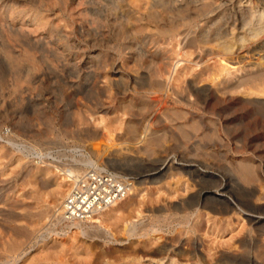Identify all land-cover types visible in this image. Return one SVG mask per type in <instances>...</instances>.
Instances as JSON below:
<instances>
[{"label":"rangeland","instance_id":"1","mask_svg":"<svg viewBox=\"0 0 264 264\" xmlns=\"http://www.w3.org/2000/svg\"><path fill=\"white\" fill-rule=\"evenodd\" d=\"M147 2L0 0V264H137L134 257L163 258L161 244L169 251L180 249L184 255L171 251L166 256L173 254L181 263L190 255L192 264H264V225L254 230L244 214L241 221L233 211H211L222 210L213 195L223 194L228 200L235 197L254 216H264V109L247 105L246 118L230 121L237 127L249 117L257 122L249 131L251 138L234 145L215 141L199 146L167 139L153 146L156 153L149 155L143 153L144 142L132 139V129L152 118L149 114L144 120L147 109L136 94L135 82L154 67L139 55L141 48L154 51L158 44L156 63L163 58L169 71H186L188 76L202 66L196 69L179 61L193 57L183 52L176 57L181 47L162 44L159 31L145 20L125 22L127 9L139 17ZM209 64L227 78L228 71L218 62ZM230 111L225 113L233 118ZM6 127L9 136L1 133ZM210 128L209 133L223 130ZM107 129L110 143L87 134ZM18 142L50 152V158L35 159L19 149ZM105 145L110 147L107 154L119 150L125 156L118 158L116 167L101 157V166L130 176L135 194L96 217L102 227L86 223L87 234L61 230L53 214L68 183L59 170L77 165L78 172L83 168L74 161L82 158L98 162L93 149ZM192 160L215 179L207 176L197 184L199 178L180 170ZM245 160L254 168L253 189L241 182L237 191L233 187L230 195L222 193V184L240 178L238 166ZM198 193H209L208 207L199 206L200 219L184 221L189 210L181 206ZM118 209L119 220L108 221ZM132 222L140 226L134 236L126 231ZM245 229H251L248 237H255L254 244L239 242L247 235Z\"/></svg>","mask_w":264,"mask_h":264},{"label":"bare ground","instance_id":"2","mask_svg":"<svg viewBox=\"0 0 264 264\" xmlns=\"http://www.w3.org/2000/svg\"><path fill=\"white\" fill-rule=\"evenodd\" d=\"M146 1H148L146 4L147 8H143V12L139 13V17L133 15L135 14L134 10L130 8L127 9L125 13V22L133 24L134 21L145 20L148 24L152 25L154 29L159 31L158 35L163 37L162 44L166 46L171 44L174 47H181V51L179 54L176 53V57H181L182 52L189 57H193H191L192 59L181 58L179 61L190 64L192 68H196L200 65L202 66H200L201 68L198 72H191L192 74L188 76L186 71H169L167 68L168 65L163 61V58H160L158 63H156L157 58H159V50L156 46L158 44L154 43L153 45L150 41L152 43L151 45L154 46V51H145L141 48L139 55L143 57L145 62L147 61L146 63H152L154 67L149 75L146 76L145 73L139 79V82H135L138 85L136 94L141 98L147 109L148 114L144 120L148 118L149 114H152V118L140 129H132L133 131H131L130 134L132 135L133 141L139 139L141 142H144L145 146L142 149L144 150L143 153L152 155L156 153L153 146L165 142L167 139L175 140L180 143H192V145L195 144L199 146L203 144L207 145V143L215 141L233 144L235 142L238 143L240 141L249 140L251 138L249 131H254V127H256L257 123L254 121V117H249L246 123L240 127L231 126L230 121L234 120V118H246L245 108L247 105H254V107L264 109V0ZM130 49L132 50L131 58H134L137 54L134 53L132 47ZM211 61L214 63L218 62L222 68L228 71L229 74L227 78L223 77V70H220V72L212 71L211 65L209 64ZM174 66L175 64L173 67ZM192 71H194V69ZM231 71L234 72L231 73ZM124 92H127V90ZM241 94L249 95L250 98H244ZM227 110H232V112H230L233 118H229V115H226L227 113H225V111ZM179 119H182V121L180 122ZM178 120L179 124L177 125L176 121ZM173 122H176V124ZM210 127H218L223 130L220 132L217 131L216 128H213L211 130L212 132L209 133L207 130L211 129ZM187 128H191V131L186 130ZM175 129L178 131L176 132ZM88 132L87 134L94 139L99 138L109 143L112 140V133L108 132V129L101 133ZM109 148L108 145H105L103 147L101 146V148L95 147L93 149V152L99 156V163L91 160L90 157L82 158L80 161H74V163H79V166L82 168L92 165L102 167L100 161L102 159L100 158L104 157V160L106 159L108 163H111L115 167L119 166L118 163L121 161L118 162V158L125 156L123 155L124 153L120 156V151L118 150V153L116 150V152L107 154ZM139 151L140 150H138V152L136 151V153H139ZM235 152L238 153V151ZM168 163L170 162L167 160L165 166H167ZM191 163L193 164V160L189 161L185 166L182 165L183 167H180V170L193 178L194 176L196 179L199 178V180L196 181L197 184L198 182L201 184L207 176L215 179L214 175H206V171L199 170L198 168L200 167L196 168ZM243 163L241 162L238 166V175L240 178L235 179V177H233L232 182L229 181L228 184H222V193L230 195L232 190L236 188L237 191V188H240L242 183L250 187L254 184V168L246 164L249 163L248 160H245ZM75 166L77 165L59 170L60 175L66 177L67 181V176L70 173L77 172ZM148 177L150 180L154 178L151 175ZM230 182L233 183V185H230ZM233 187L234 189H230ZM251 189L253 188L251 187ZM252 192L254 194L253 190ZM134 194V192H131L130 196ZM248 196H251V193ZM213 197L215 201L220 203V206H223L220 212L211 209L213 214L219 213L224 215L233 211L234 214L240 217L241 221H244V219H242V214H244L249 228L251 229H259V225H264V216H254L253 210L252 212L248 209H242V207H240L241 203H238L239 201L237 202V200L234 199L235 197L230 200L225 198L223 194L219 197H216L215 194ZM208 200L209 193L205 196H201V193H198V196L191 197L183 207L181 206L183 210H189L186 212L187 214L183 220H190L192 217L197 220L200 219L202 216L199 214V206L208 207ZM121 201L123 200L117 201L107 209L98 212L93 218L88 220L90 222L86 221L78 224H66L58 217L61 202L56 212L53 214V221H55V225H59L62 230L66 232L78 231L81 234H87L88 228L90 227L88 224L97 223L102 227L103 221L96 217L101 216ZM193 208H195L194 211L192 210ZM120 211L119 209L115 210V212L108 217V221L119 220L118 213ZM213 222L215 223V220H213ZM143 227L144 226H142V228ZM139 228L140 226H138L137 223L132 222L126 227V231L131 236H134L140 232L138 230ZM251 229H245L247 235H245L246 237L243 236V242L240 240L241 238L239 239L241 244L244 243V241L247 243L246 246H248V244H254L255 237L250 238V234L248 237V233H250ZM159 251L165 254L163 258L152 259L148 256H143L134 257V261L137 262V264H192L191 261L188 260V256L190 255L187 254L185 257L187 259L184 262L181 263L176 261V253L177 255L178 253L184 255L180 252V249L178 250L175 248L169 251L168 246L161 244ZM171 251H173L172 253H174L175 256L172 254V256L167 257L166 254L168 252L171 253ZM246 264L261 263L254 260V262L246 261Z\"/></svg>","mask_w":264,"mask_h":264},{"label":"built area","instance_id":"3","mask_svg":"<svg viewBox=\"0 0 264 264\" xmlns=\"http://www.w3.org/2000/svg\"><path fill=\"white\" fill-rule=\"evenodd\" d=\"M1 133L9 136L10 129L3 128ZM16 144L19 149L26 151L35 159L50 158V152H42L24 142ZM67 181L68 187L58 213V217L66 224L90 220L98 212L128 197L133 187L130 176L98 165L87 166L76 173H70Z\"/></svg>","mask_w":264,"mask_h":264}]
</instances>
